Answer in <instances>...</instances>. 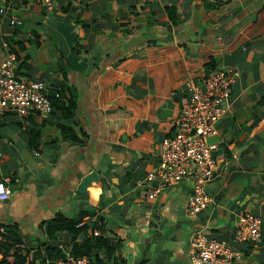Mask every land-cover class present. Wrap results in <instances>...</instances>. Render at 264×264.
Instances as JSON below:
<instances>
[{"label": "crops", "instance_id": "obj_1", "mask_svg": "<svg viewBox=\"0 0 264 264\" xmlns=\"http://www.w3.org/2000/svg\"><path fill=\"white\" fill-rule=\"evenodd\" d=\"M9 51L52 102L73 86L78 106L71 116L60 102L49 114L0 111V182L12 189L0 199V231L17 228L35 249L53 214L87 210L116 222L127 264H193L198 231L241 249L232 264H264V0H53L52 9L9 0L0 63ZM227 66L241 75L210 138V203L193 216L191 182L150 197L158 181L148 175L175 132L187 80ZM93 170L99 182L78 194ZM245 211L262 219L257 242L237 239Z\"/></svg>", "mask_w": 264, "mask_h": 264}, {"label": "built area", "instance_id": "obj_2", "mask_svg": "<svg viewBox=\"0 0 264 264\" xmlns=\"http://www.w3.org/2000/svg\"><path fill=\"white\" fill-rule=\"evenodd\" d=\"M8 1L0 0L1 13ZM35 1L53 8V0ZM11 23L19 24L20 21L12 19ZM18 68L17 55L9 51L0 63V111L11 110L20 115L51 113L53 104L41 90L42 85L18 74ZM240 75L239 70L227 66L204 74L198 81L187 80L189 96L181 106L175 132L161 141L158 167L148 175L149 181H158L157 187L150 191V197L157 196L172 182L189 181L193 190L187 200L189 213L195 216L208 207L211 199L206 188L214 176V152L218 148L210 138L218 134L217 124L223 117L224 103L229 98L230 87ZM11 194L12 189L0 182V199ZM237 227L239 242H257L263 237L262 219L249 211L239 216ZM242 257L241 249H235L226 240L210 237L203 231H198L190 241L193 264H232ZM90 263L88 255L67 252L51 264Z\"/></svg>", "mask_w": 264, "mask_h": 264}, {"label": "trees", "instance_id": "obj_3", "mask_svg": "<svg viewBox=\"0 0 264 264\" xmlns=\"http://www.w3.org/2000/svg\"><path fill=\"white\" fill-rule=\"evenodd\" d=\"M19 46L23 50L21 43ZM17 56L20 60L19 51ZM26 60H23L19 68ZM59 102L67 116L74 114L78 106L76 89L73 86L62 88L58 102H52L53 108ZM117 228L115 221L87 210L75 217L56 212L48 220L47 240L34 249L21 237L17 228L6 225L4 231H0V264H51L67 252L90 256V264H127L123 252L124 239Z\"/></svg>", "mask_w": 264, "mask_h": 264}, {"label": "water", "instance_id": "obj_4", "mask_svg": "<svg viewBox=\"0 0 264 264\" xmlns=\"http://www.w3.org/2000/svg\"><path fill=\"white\" fill-rule=\"evenodd\" d=\"M99 180V173L93 170L92 172L82 177L81 181L77 185L76 192L81 195L87 194L92 183L99 182Z\"/></svg>", "mask_w": 264, "mask_h": 264}]
</instances>
